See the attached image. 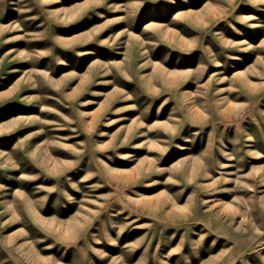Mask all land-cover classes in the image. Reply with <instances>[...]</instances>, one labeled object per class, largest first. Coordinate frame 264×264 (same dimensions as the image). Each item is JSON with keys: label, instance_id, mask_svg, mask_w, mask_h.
I'll list each match as a JSON object with an SVG mask.
<instances>
[{"label": "rangeland", "instance_id": "obj_1", "mask_svg": "<svg viewBox=\"0 0 264 264\" xmlns=\"http://www.w3.org/2000/svg\"><path fill=\"white\" fill-rule=\"evenodd\" d=\"M0 264H264V0H0Z\"/></svg>", "mask_w": 264, "mask_h": 264}]
</instances>
